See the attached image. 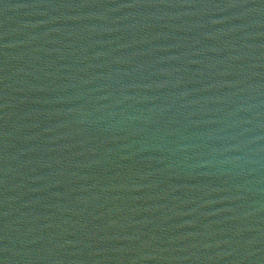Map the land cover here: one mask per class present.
Here are the masks:
<instances>
[{
    "label": "water",
    "instance_id": "water-1",
    "mask_svg": "<svg viewBox=\"0 0 264 264\" xmlns=\"http://www.w3.org/2000/svg\"><path fill=\"white\" fill-rule=\"evenodd\" d=\"M0 264H264V0H0Z\"/></svg>",
    "mask_w": 264,
    "mask_h": 264
}]
</instances>
